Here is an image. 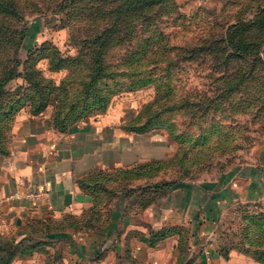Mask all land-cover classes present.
I'll return each mask as SVG.
<instances>
[{
  "label": "rangeland",
  "instance_id": "1",
  "mask_svg": "<svg viewBox=\"0 0 264 264\" xmlns=\"http://www.w3.org/2000/svg\"><path fill=\"white\" fill-rule=\"evenodd\" d=\"M2 82L1 124L42 99L51 120L120 106L156 142L140 183H236L220 236L264 264V0H0Z\"/></svg>",
  "mask_w": 264,
  "mask_h": 264
},
{
  "label": "crops",
  "instance_id": "2",
  "mask_svg": "<svg viewBox=\"0 0 264 264\" xmlns=\"http://www.w3.org/2000/svg\"><path fill=\"white\" fill-rule=\"evenodd\" d=\"M117 108L66 130L53 126L52 108L37 115L25 108L15 117L0 152V243L19 246L31 224H49L48 235L69 239L45 238L43 252L0 263L204 264L210 257L213 264H261L220 236L222 209L244 199L234 182L176 184L145 208L125 193L107 208L96 205L101 194L80 180L147 163L156 144L148 133L124 129L135 116ZM37 188L46 198L34 205L25 194ZM68 220L79 226H58Z\"/></svg>",
  "mask_w": 264,
  "mask_h": 264
},
{
  "label": "trees",
  "instance_id": "3",
  "mask_svg": "<svg viewBox=\"0 0 264 264\" xmlns=\"http://www.w3.org/2000/svg\"><path fill=\"white\" fill-rule=\"evenodd\" d=\"M258 3H261V2L259 1ZM245 47H246L245 48L246 50L249 49L248 46H245ZM226 57H228V55H226ZM101 59L102 58L99 57V62H97L96 67L94 68V70L96 68L97 70L93 71V74H91V77L89 80V83L91 85L87 86L84 95L78 98L76 100L77 102L81 101L84 103H89L91 98L86 95V93H88V89L91 86H100L98 84V80H96L95 78L100 75L99 71L101 70V67H103ZM98 64L100 66H98ZM4 83L5 82L0 83V108H2L3 106V98H4V92H5ZM45 101H46L45 99H42L40 100V102L35 104V107L37 108L34 109L35 112L33 114L35 115L40 114L41 111H43L48 106V104H46ZM58 101L59 100L57 99L56 108L58 106ZM102 102L104 105H106V100L104 98L102 99ZM72 107L73 109L76 108L74 106ZM96 113L97 111H92L91 109L86 108L85 106H83L82 110L77 111V112H70V110L66 112L61 111V110L59 111L55 110L53 117H52V123L55 128L60 129V130H66L70 126L75 125L72 123L75 121H78L80 117L82 116L90 117V116L95 115ZM1 115H4L5 119L7 117L10 119V114L6 115L3 113H0V152L4 153V150H3L4 142H7V139L10 134V129L13 125L16 115L14 116L13 120H11L10 122L8 121L7 124H1L4 120V118ZM134 121L129 124L124 125V129H126L129 132H136V133H145L146 131H149V129L145 127V125L143 126L141 124L135 125ZM154 165L155 167H157V165L159 164L158 162L150 161L144 164L137 165L133 168L119 169L117 171L115 170L110 173L97 171L96 173L91 174L90 176L86 177L83 180L81 179L80 181H81V185H83L84 187H88V189L92 190L93 193L96 192L98 194H101V196L99 197V200L96 202V205L98 206H105L107 208L112 203V201L114 200L117 194L125 192L126 197H129V201L131 202V205H136L137 208H145L147 205H149L151 201L156 199L159 195L165 194L170 188H172L176 184L173 179L172 180L160 179L159 181H156L157 179L155 178L156 176H152V175L149 176V179H152V178H155V179L149 183L143 184L142 182L140 183L142 174L139 177L140 179H136L134 177L136 176L137 173L138 174L141 173L139 170L142 169L143 167L154 166ZM111 182H115L116 188L120 187L118 191L112 190L109 187ZM130 183L136 186L133 187L130 185ZM116 188H113V189H116ZM89 221L90 220H88V223H86V225L88 224L91 225ZM67 224L68 225L66 226H63V225L61 226L58 225V226L62 229H66V227H69V226L70 228L71 227L77 228L79 226L75 224V222H71L69 220ZM51 229L52 227L49 226V224H47L46 226L31 224L28 230H26V234H27L26 237L23 238L19 242L20 243L19 246L13 245L9 241L7 242V240L3 243H0L1 260L3 258H7L11 260L12 258L20 254H28V253L33 254L36 251H40L43 249V246L45 244L43 242L45 238H47V240L66 238L63 235L60 236L59 238L48 235ZM43 235H45L46 237L42 239L41 241L39 237L41 236L43 237ZM66 239H69V238L67 237ZM229 245L235 248H238L239 250H241L242 252H244L245 254L251 257L253 256V258H255L257 261L263 260V259H258L256 256H254V254H252L248 248H244L241 245L240 247H238L234 245L233 243H229ZM6 262L7 260L0 264H5Z\"/></svg>",
  "mask_w": 264,
  "mask_h": 264
},
{
  "label": "built area",
  "instance_id": "4",
  "mask_svg": "<svg viewBox=\"0 0 264 264\" xmlns=\"http://www.w3.org/2000/svg\"><path fill=\"white\" fill-rule=\"evenodd\" d=\"M25 197L34 205H37L42 199L46 198V191L41 188L30 190L25 194ZM204 264H213L212 259L208 257Z\"/></svg>",
  "mask_w": 264,
  "mask_h": 264
}]
</instances>
